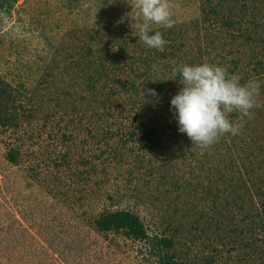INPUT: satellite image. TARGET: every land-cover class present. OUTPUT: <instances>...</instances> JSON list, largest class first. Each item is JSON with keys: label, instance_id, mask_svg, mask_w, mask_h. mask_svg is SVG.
<instances>
[{"label": "rangeland", "instance_id": "1", "mask_svg": "<svg viewBox=\"0 0 264 264\" xmlns=\"http://www.w3.org/2000/svg\"><path fill=\"white\" fill-rule=\"evenodd\" d=\"M169 3L174 26L151 25L166 41L156 50L131 27L135 0H0V82L18 117L0 133V264H161L160 238L177 264H264V107L205 151L170 111L173 62L232 68L260 82L264 104V0ZM217 14L237 24L220 28ZM159 82L165 93L141 94ZM131 130L150 137L123 146ZM115 211L138 216L147 239L98 232Z\"/></svg>", "mask_w": 264, "mask_h": 264}, {"label": "clouds", "instance_id": "2", "mask_svg": "<svg viewBox=\"0 0 264 264\" xmlns=\"http://www.w3.org/2000/svg\"><path fill=\"white\" fill-rule=\"evenodd\" d=\"M131 6L138 10L131 17V27L138 29L135 36L145 47L163 50L166 41L160 31L153 34L151 25L172 28L173 5L169 0H135ZM173 64L172 72L179 74L181 87L171 98L170 111L178 123V131L187 135L192 148L205 151L226 134L239 135L245 118H252V110L264 107L259 101L261 84L258 81L241 83L240 76L207 62ZM145 93L157 96L155 89L141 88V94L145 96ZM232 113L239 114L236 121L230 119Z\"/></svg>", "mask_w": 264, "mask_h": 264}, {"label": "trees", "instance_id": "3", "mask_svg": "<svg viewBox=\"0 0 264 264\" xmlns=\"http://www.w3.org/2000/svg\"><path fill=\"white\" fill-rule=\"evenodd\" d=\"M234 1L237 2L240 0H234ZM212 13H215V11L212 10ZM209 16H210L209 13H205L204 22L209 21L208 19ZM216 17L217 19L215 20L216 21L215 23L220 28L228 29V28L234 27L237 24V22H234L232 20V16L230 14H217ZM242 32L245 34L247 31H242ZM242 36L244 37V35ZM248 36L249 35L247 34V37ZM172 56H174V54H172ZM163 57L166 58L167 56H163ZM158 61L155 60L152 62L153 66L155 65L156 68H158L159 63H161V62L158 63ZM227 70L230 74H233L232 68L231 69L228 68ZM175 75H176L175 82L179 83L180 76L179 74H175ZM99 80H93V81L91 80L87 85L88 92H90L92 96H94V92L96 91L98 87V83H100ZM116 83H120L121 89H124L125 91H130L131 88L134 89L136 82L135 81H132V82H119V81L117 82L116 81ZM116 83L110 82V84H116ZM154 89L157 94L166 92L165 87L160 82L155 85ZM14 100H15L14 89L8 84L0 82V133H2V131L11 132L17 126L18 117H16V115L13 114L12 112H8V108H7L8 104L10 102H13ZM101 119L102 120L106 119L105 115L99 116L96 120H101ZM174 130L175 132L178 131L176 128H174ZM108 132H109V139H113V138L117 139L114 136L115 134L113 132L111 131H108ZM179 134L180 132L178 133V135ZM149 137H150V134H147V133H143L138 137L136 136V133L133 130H131L126 136V138L124 139L122 144L123 146H126L128 144L127 143L128 141H133L135 139L138 140L140 143H145L146 141H148ZM18 154L19 152L13 148H10L9 150H7V153H6L7 162L10 164H17L19 161ZM261 217L264 220V208L262 209ZM94 226L98 232L120 233L123 236L130 238V239H134V240H144V239H147L148 237L146 230L144 228V225L140 221L139 217L129 211H115V212L102 214L94 221ZM173 245H174L173 240L169 238H160L156 240L155 242L153 241V246L155 249H157V253H158L157 255H159L160 257L161 264H177L176 261L168 257L166 253L161 251L165 249H171L173 248Z\"/></svg>", "mask_w": 264, "mask_h": 264}]
</instances>
